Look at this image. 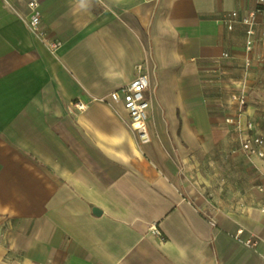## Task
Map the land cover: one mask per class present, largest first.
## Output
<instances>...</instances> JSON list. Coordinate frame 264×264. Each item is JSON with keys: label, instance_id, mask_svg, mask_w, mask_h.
Here are the masks:
<instances>
[{"label": "crops", "instance_id": "0c3cea01", "mask_svg": "<svg viewBox=\"0 0 264 264\" xmlns=\"http://www.w3.org/2000/svg\"><path fill=\"white\" fill-rule=\"evenodd\" d=\"M32 1L61 43L53 55L22 22ZM230 12L254 14L250 53L246 27L222 22ZM138 65L143 146L121 107L98 101ZM75 102L88 107L72 113ZM245 120L264 136L257 0H0V264H264V161L240 151ZM212 165L234 184L245 167L226 196L243 204L201 207L190 181L206 184Z\"/></svg>", "mask_w": 264, "mask_h": 264}, {"label": "built area", "instance_id": "2783aa9c", "mask_svg": "<svg viewBox=\"0 0 264 264\" xmlns=\"http://www.w3.org/2000/svg\"><path fill=\"white\" fill-rule=\"evenodd\" d=\"M258 4H264V0H257ZM31 15L22 22L27 28L28 32L38 42H40L50 54H55L61 47V43L51 41L43 28L41 17L37 12V2L32 1L28 4ZM223 24L228 30H232L234 24L240 23L246 27L245 30V51L250 53L254 45V14L249 15L242 20L237 19L236 12H230L223 19ZM226 57V56H224ZM248 63V60H247ZM149 80L147 74L143 71V67L138 65L135 68L134 78L126 85L118 90L108 94L107 100L101 98L98 101L105 104H114L121 107L125 114V123L129 131L136 137L137 143L140 146L150 143L151 137L148 131V120L150 117L151 104L149 100ZM240 105L244 104L243 96H232ZM88 104H81L80 102L71 103L70 112H84ZM257 124L251 120H245L238 126L241 132L240 151L248 161L263 160L264 161V136L258 133ZM260 199L258 202V210L264 214V182L258 187ZM214 225V222L211 221ZM156 235L159 233L154 230ZM246 245L250 248L256 245L252 238L248 239Z\"/></svg>", "mask_w": 264, "mask_h": 264}, {"label": "rangeland", "instance_id": "374dc122", "mask_svg": "<svg viewBox=\"0 0 264 264\" xmlns=\"http://www.w3.org/2000/svg\"><path fill=\"white\" fill-rule=\"evenodd\" d=\"M148 96L149 95H147V97ZM240 166H243V161H240ZM244 169L245 167H239L237 175L238 181L235 184L228 181L230 178H227L214 165L208 166L205 169L207 179L206 184H204L203 181H201L202 183L200 184L197 178L191 180L190 185L193 189L195 188L196 191L198 190L197 186H200L201 189H205L204 193L202 195H199V202L201 204V207L216 210V208L224 207L225 205L235 208L236 206L238 207L240 206V204H243L245 200L241 198H226V196L230 192L231 188L234 189V187L239 188L240 186H245V181L247 180L246 178L250 177V175ZM256 173L257 174L254 177V181H252V184L255 186L260 184L261 178L263 177L257 171ZM222 176H225L226 178L222 180ZM257 190L258 189L254 188L255 193ZM255 193H253L252 195H254Z\"/></svg>", "mask_w": 264, "mask_h": 264}, {"label": "water", "instance_id": "95a60500", "mask_svg": "<svg viewBox=\"0 0 264 264\" xmlns=\"http://www.w3.org/2000/svg\"><path fill=\"white\" fill-rule=\"evenodd\" d=\"M93 214L96 215V216H100L101 215V211H99L98 209L94 208L93 209Z\"/></svg>", "mask_w": 264, "mask_h": 264}]
</instances>
